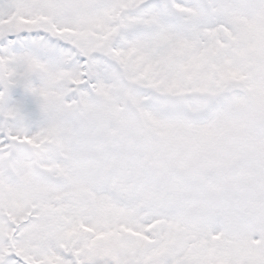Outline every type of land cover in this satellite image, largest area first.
I'll use <instances>...</instances> for the list:
<instances>
[{
  "label": "snow or ice",
  "instance_id": "1",
  "mask_svg": "<svg viewBox=\"0 0 264 264\" xmlns=\"http://www.w3.org/2000/svg\"><path fill=\"white\" fill-rule=\"evenodd\" d=\"M0 264H264V0H0Z\"/></svg>",
  "mask_w": 264,
  "mask_h": 264
}]
</instances>
